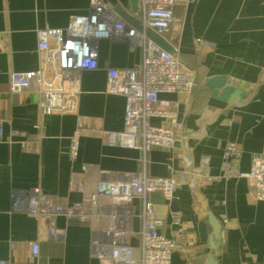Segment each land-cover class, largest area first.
Wrapping results in <instances>:
<instances>
[{"label": "crops", "instance_id": "crops-1", "mask_svg": "<svg viewBox=\"0 0 264 264\" xmlns=\"http://www.w3.org/2000/svg\"><path fill=\"white\" fill-rule=\"evenodd\" d=\"M90 1L0 0V260L7 264H100L91 256L89 226L57 217L49 227L13 210L11 194L37 188L55 203L72 205L82 200L79 188L91 191L102 174L116 177L143 171L151 177L172 176L178 184L169 201L156 193L147 196L162 222L160 233L186 248L184 253L173 252L171 264L208 263L213 251L199 237L201 222L209 234L212 231L206 214L220 225L217 264H264V202L252 199L246 178L218 180L228 144L239 149L237 164L242 173L249 172L254 157L264 156V0H178L173 9L176 23L162 38L174 49L181 68L192 73L195 86L191 93L161 94L160 99L178 104L179 133L184 136L192 131L193 135L184 152L178 138L173 149L148 148L144 153L109 147L103 140L105 132L123 129L125 106L122 96L104 91L107 69L141 62V50L126 41H97L98 67L81 73L73 112L42 114L34 81L26 90L9 91L11 73L39 67L37 32L66 28L71 16L87 15ZM100 1L127 29L136 30L137 23L141 28L138 0L135 12L133 0ZM218 79L242 91L239 102L224 103L220 87H207ZM151 122L165 124L158 119ZM79 125L78 156L71 161L69 138ZM33 137L39 138L38 145L23 149L20 142ZM185 154L196 168L195 192L188 175L182 179ZM204 163L212 180L200 173ZM133 227L140 229L138 220ZM35 242L36 257L30 249ZM131 244L138 256V239L133 238Z\"/></svg>", "mask_w": 264, "mask_h": 264}, {"label": "built area", "instance_id": "built-area-1", "mask_svg": "<svg viewBox=\"0 0 264 264\" xmlns=\"http://www.w3.org/2000/svg\"><path fill=\"white\" fill-rule=\"evenodd\" d=\"M178 0H138L142 31L128 28L119 16L100 0H91L87 15H73L64 29H44L37 32L39 67L26 73H11L9 91L18 93L34 81L38 94L37 105L42 114H64L75 110V99L80 92V75L98 67L96 43L100 39L126 41L130 47L141 50V62L128 68H109L106 72L105 93L125 99L123 129L105 132L104 144L109 147L145 152L148 148L173 149L181 124L178 104L160 99L161 94L191 93L195 86L192 73L183 70L175 52L168 53L147 39L144 31L152 30L163 37L176 21L173 9ZM197 42H201L199 39ZM174 50V49H173ZM152 119L164 125L152 124ZM36 130L40 126H35ZM82 127L77 126L69 138V159L75 161L79 151ZM1 133V129H0ZM39 138L20 142L23 149H34ZM240 152L233 143L223 151L222 173L218 180L246 178L252 188L251 197L264 202V156L252 159L248 173H242L237 161ZM186 168V167H185ZM84 171L85 167L83 168ZM200 173L207 180L206 163ZM185 172L182 179H185ZM72 183V180H71ZM178 184L170 177H151L143 171L123 173L116 177L102 174L91 191L79 188L82 200L72 205L52 201L34 188L13 191L11 208L25 212L51 225L57 217L76 219L92 231L91 256L100 264H171L174 251L186 252L174 241L160 233L161 220L156 206L147 200L149 194H158L169 201ZM139 201V205H135ZM138 220L140 229L133 224ZM138 239L139 255L131 244ZM31 253L38 255V244H30ZM0 264H7L0 260Z\"/></svg>", "mask_w": 264, "mask_h": 264}, {"label": "water", "instance_id": "water-1", "mask_svg": "<svg viewBox=\"0 0 264 264\" xmlns=\"http://www.w3.org/2000/svg\"><path fill=\"white\" fill-rule=\"evenodd\" d=\"M133 7H132V11L135 12L136 8V0H133L132 2ZM127 21H129L128 18H125ZM136 30L138 31H142V28H140V26L138 25V23L136 24ZM145 36L147 37V39H149L150 41H152L153 43H155L156 45H158L162 50L168 52V53H172L173 49L170 45H168L162 37L158 36L157 34H155L152 30L147 29L144 31ZM262 72L264 73V68L262 69ZM212 83V84H211ZM214 87H220L224 94L221 97V101H223L224 103L227 104H234L239 102L241 95H242V91L241 90H234L230 87H228L226 85V82L224 79H218L217 83L213 84L212 82H209L207 84V87L209 89H213ZM232 91L233 95L232 97H229V93ZM253 96H251L252 98ZM193 132L189 131L187 132L184 137L183 140L181 142V147H182V151L184 152L185 150H187L188 148V142L190 140V138L192 137ZM191 167L189 169L185 168L186 172L188 173V183H189V187L190 189L195 192L196 191V181H195V176H196V168L193 166V164L191 163L190 165ZM208 218V222L210 223L211 227H212V231L209 234V231H207L204 223H200L199 225V237L200 240L202 242H206L210 245V248L213 251V255L212 257L209 259L207 264H217L219 257H218V240H219V229H220V225L219 222L216 221L213 217H211L210 215H207Z\"/></svg>", "mask_w": 264, "mask_h": 264}, {"label": "bare ground", "instance_id": "bare-ground-1", "mask_svg": "<svg viewBox=\"0 0 264 264\" xmlns=\"http://www.w3.org/2000/svg\"><path fill=\"white\" fill-rule=\"evenodd\" d=\"M186 157V158H185ZM184 164L186 166L187 169H189L191 166V161L189 159H187V156L185 154L184 158H183Z\"/></svg>", "mask_w": 264, "mask_h": 264}]
</instances>
